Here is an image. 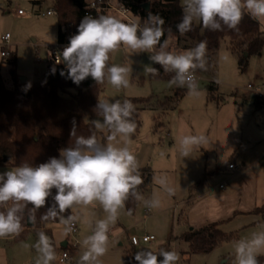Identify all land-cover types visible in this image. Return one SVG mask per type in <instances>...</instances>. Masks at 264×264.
<instances>
[{
    "label": "rangeland",
    "instance_id": "obj_1",
    "mask_svg": "<svg viewBox=\"0 0 264 264\" xmlns=\"http://www.w3.org/2000/svg\"><path fill=\"white\" fill-rule=\"evenodd\" d=\"M35 1L0 0V71L11 86L15 71L30 82L44 77L48 61L53 56L52 47L59 43L58 14L46 13L54 7L55 0ZM19 9L23 12L20 13ZM117 13L108 12L114 16ZM196 23L200 24V21ZM6 33L11 35L8 46L3 41ZM226 44L224 41L219 50L214 75L208 70H198L203 82L198 97L189 96L186 88L170 86L172 73L167 78L146 73V65H156L149 60V54L131 55L122 47L111 53L110 64L126 65L128 58L132 61L130 87L116 89L106 83L101 98L113 101L145 99L143 104L133 102L142 125L139 134L131 137L130 148L140 167L150 165L153 168V177H169L175 194L163 193L152 179L140 193L150 198L153 192H157L162 199L161 208L149 210L138 201L134 207H129L126 202L116 224L110 227L108 251L100 258L102 264H125L129 248L137 252L151 250L158 253L164 246V250L179 255L176 264H227V261L231 264L234 242L249 238L264 225V214L255 211L264 206V96L259 98L248 88L250 83L259 85L264 93V48L260 55L252 56L248 65L241 68L236 53ZM168 45L169 49L178 52L186 50L178 47L176 37H171ZM6 47L10 48L11 54L3 56L2 49ZM225 55L228 59H221ZM213 80L219 83L216 94L222 95L223 99L208 97V84ZM169 99L173 107L167 106ZM186 134L204 135L208 143L194 150L190 157L183 158L177 142ZM231 156L235 167L229 165ZM15 167L0 163V172ZM206 176L207 182L196 193L195 200L189 203L193 184ZM221 183L227 184L223 192H219ZM82 211L89 223H77L74 236L64 237L59 222L51 224V231L45 232L55 244L56 260L52 264H77L83 251L80 242L91 233L95 220L105 215L98 203ZM210 221H221L225 231H233L237 236L222 241L210 252L184 254L189 243L182 237L183 233L200 229ZM144 233L154 234L156 239L135 245L132 236ZM36 240L34 230L18 238L0 239L9 248L10 264H35L37 252L31 246ZM65 240L70 242L67 250L74 249L75 253L69 251L70 258L61 262L60 255L66 250L63 247ZM258 259L264 264V253Z\"/></svg>",
    "mask_w": 264,
    "mask_h": 264
},
{
    "label": "clouds",
    "instance_id": "obj_2",
    "mask_svg": "<svg viewBox=\"0 0 264 264\" xmlns=\"http://www.w3.org/2000/svg\"><path fill=\"white\" fill-rule=\"evenodd\" d=\"M181 9L182 18L176 25L181 35L191 31L197 20L209 31H223L225 27L238 30L245 14L257 21L264 31V0H181ZM164 23L160 15L152 12L142 25L140 17L125 23L110 14L95 18L85 16L77 34L70 37L62 52L57 53V63L62 57L66 66V73L61 71L60 74H66L76 85L91 77L96 84L107 82L116 89H127L133 72L132 61L128 58L126 65L109 64L110 54L122 47L131 55L149 54L153 64L160 65L164 73L173 74L170 86L186 88L189 96L198 97L196 72L207 71V43L202 40L195 47L179 52L169 49L166 39L161 42L165 35ZM221 59L227 60L228 56ZM144 71L152 76L160 72L151 65H146ZM30 87L28 83L24 91ZM93 111L99 118L88 122L97 131L107 130L106 143L97 139L96 131L87 137L77 136L73 119L70 137H75L74 144L60 149L59 157H50L47 162L35 166L22 163L0 172V206H5L0 210V238L19 236L25 213L27 222L34 226L36 213L42 208L46 211L40 216L41 222L58 221L63 226L62 234L67 237L77 223H89L82 210L98 203L105 215L95 220L91 233L80 242L83 251L77 264H102L100 258L108 251L110 227L116 224L130 196L149 210L162 207L157 192L146 198L137 191L143 179L137 157L130 148L137 128L132 101L98 98ZM177 143L180 156L185 158L208 140L204 135L186 134L181 135ZM153 180L163 193L175 194V187L167 175L154 176ZM49 197L52 199L50 205ZM128 214L131 215V209ZM36 236L31 246L37 252L35 264H52L56 260L52 239L44 231H38ZM233 247L231 264H260L258 256L264 253V225L249 238L236 240ZM64 255L67 257V253ZM134 259L137 264H176L179 255L164 249L158 253L140 250Z\"/></svg>",
    "mask_w": 264,
    "mask_h": 264
},
{
    "label": "trees",
    "instance_id": "obj_3",
    "mask_svg": "<svg viewBox=\"0 0 264 264\" xmlns=\"http://www.w3.org/2000/svg\"><path fill=\"white\" fill-rule=\"evenodd\" d=\"M128 6L133 15L143 20L147 18L148 13L160 15L165 23L163 25L165 39L168 41L171 37H176L178 47L189 49L195 47L200 41L207 43V70L213 75L217 69V56L219 50L227 41V46L236 53L238 63L241 68H245L252 56L260 55L264 48V31L260 24L244 15L238 30L224 28L223 31H209L202 27L201 23H193L191 31L181 35L176 25L182 18V9L180 0H118ZM37 3L40 0L35 1ZM150 2V7H144V4ZM90 0H55L54 7L58 14V40L59 43H69L71 36L77 34V28L81 20L87 15ZM98 15L100 11L93 9ZM103 11V14H106ZM71 23V26H68ZM126 23V22H125ZM171 29V31H169ZM66 45V46H67ZM65 46V47H66ZM64 47V48H65ZM111 59V54H110ZM110 64V60H109ZM160 72L157 78L171 77L169 73H164L160 65L156 64ZM55 69L53 72L52 70ZM61 71H65L64 63H56L52 58L48 61L47 71L44 77L37 81H21L20 76L13 72L14 86H7L5 79L0 71V163L19 166L22 163H28L32 166L47 162L50 157H59V150L74 144L75 137H70L72 121L75 119L77 132L76 135L89 136L92 131H96L97 139L106 143L108 132L97 131L89 124V120L96 119L97 114L93 109L97 104L98 98L106 87L104 84H96L91 77L86 78L79 85L68 79L66 74L62 76ZM30 83L31 87L24 91L25 86ZM219 83L213 80L208 84V97L214 100L223 99L218 96ZM183 95V93H180ZM173 97V95L171 96ZM132 101L145 103L143 98H128ZM172 100L169 99L168 105L171 107ZM135 119L137 128L132 137H136L141 129L142 121L136 105ZM168 107V108H169ZM173 107V106H172ZM167 109V108H166ZM159 124V121L158 123ZM231 163H234L231 156ZM229 164V165H230ZM140 173L143 183L138 186L137 191L145 190L153 179V168L150 165L140 167ZM207 176L193 184L189 203L196 197V193L207 182ZM55 189H53V195ZM127 205L134 207L136 200L129 198ZM52 203L51 197L48 198V204ZM0 206V210H3ZM27 211V210H26ZM46 209H40L37 213L36 224L29 225L25 219L22 220V231L16 238L26 235L31 230L34 234L38 231L50 232L51 224L58 221L41 222L40 216ZM255 211L264 214V206L257 207ZM237 234L225 231L221 227V221H211L200 229H191L183 233L182 237L189 243V248L184 250V254L210 252L222 241L228 240ZM54 243V240H53ZM67 241L63 247L67 250L70 245ZM55 246V244H54ZM164 246L162 249H165ZM68 251V250H67ZM75 253L74 249L69 250ZM68 251V252H69ZM70 253V252H69ZM136 250L129 248L125 255V264H137L134 259ZM162 259V257H161ZM259 260V259H258Z\"/></svg>",
    "mask_w": 264,
    "mask_h": 264
},
{
    "label": "built area",
    "instance_id": "obj_4",
    "mask_svg": "<svg viewBox=\"0 0 264 264\" xmlns=\"http://www.w3.org/2000/svg\"><path fill=\"white\" fill-rule=\"evenodd\" d=\"M88 7H89V9L86 12L87 13L86 16L90 15V16H92L94 18L97 17V14L95 12H93L92 10L93 9H97L98 11H100L99 12L100 15L103 14V11H106L107 12L106 14H108V12L111 13V11L118 12L117 13L118 15L116 14V16L118 17L119 15H122V18H120V19L123 22H126V23L134 21V20L137 19L133 15L132 10L128 6H126L125 4L121 3L118 0H115V1L114 0H90V3L88 5ZM19 12L22 13L23 10L19 9ZM49 12H52L53 14H57V10L55 8H51V9L47 10L46 13L49 14ZM68 26H71V23H69ZM10 36H11L10 33H6L3 36L4 45H7V46L10 45ZM66 45H67V43H58L56 45H53V47H52V51L53 52L52 53H53V59H54V61L56 63H57V59H58L57 53L62 52V50L64 49V47ZM10 54H11V50H10L9 47H6V48L2 49V55L3 56H7V55H10ZM60 63H64L62 57H60ZM196 77H197L196 83L198 84V87L201 88L203 82H202L201 75L198 73V70L196 72ZM248 88L252 89L259 98H262L264 96L263 90H262L261 86H259V85H254V84L250 83L248 85ZM235 166L236 165L234 163L230 164V167H235ZM220 187H221V190H224V189H226L227 184L226 183H221ZM76 232H77V224H76V226L74 228V231L71 234H69L67 236V238H69L71 236H74ZM61 234H62V230H61ZM154 239H156V236L154 234H150V233H144L142 236L133 235L132 238H131L132 242L135 245L136 244H140L142 241L150 242V241H153ZM76 242H78V241L76 240ZM76 242H73V243L77 244ZM65 253H67V257H65V255H64ZM69 258H70V253L67 250H65L60 255V261L61 262H65Z\"/></svg>",
    "mask_w": 264,
    "mask_h": 264
},
{
    "label": "crops",
    "instance_id": "obj_5",
    "mask_svg": "<svg viewBox=\"0 0 264 264\" xmlns=\"http://www.w3.org/2000/svg\"><path fill=\"white\" fill-rule=\"evenodd\" d=\"M5 79V78H4ZM6 82V81H5ZM14 78H13V82H12V86L10 85V83H6L7 86L9 87H13L14 86ZM219 192H223V190L219 191ZM196 198V197H195ZM194 198V200H195ZM211 222V221H210ZM208 223V222H207ZM206 224V223H205ZM9 238V237H7ZM0 239H4V238H0ZM9 248H7L6 245H4L1 241H0V264H10V257L8 255V250Z\"/></svg>",
    "mask_w": 264,
    "mask_h": 264
},
{
    "label": "water",
    "instance_id": "obj_6",
    "mask_svg": "<svg viewBox=\"0 0 264 264\" xmlns=\"http://www.w3.org/2000/svg\"><path fill=\"white\" fill-rule=\"evenodd\" d=\"M144 7L149 8L150 7V2L145 3ZM64 64H65V62H64ZM27 79L28 78L26 76H20V80L21 81H26ZM29 225H32V224L29 223ZM66 244H67V241L66 240L63 241V245H66Z\"/></svg>",
    "mask_w": 264,
    "mask_h": 264
}]
</instances>
